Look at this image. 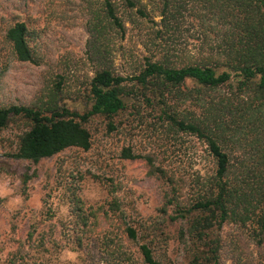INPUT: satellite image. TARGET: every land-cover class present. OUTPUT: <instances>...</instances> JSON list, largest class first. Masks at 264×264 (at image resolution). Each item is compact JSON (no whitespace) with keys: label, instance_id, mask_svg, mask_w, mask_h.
Listing matches in <instances>:
<instances>
[{"label":"rangeland","instance_id":"obj_1","mask_svg":"<svg viewBox=\"0 0 264 264\" xmlns=\"http://www.w3.org/2000/svg\"><path fill=\"white\" fill-rule=\"evenodd\" d=\"M111 1L123 32L109 24L104 0H0V105L30 104L46 115L59 106L83 112L89 106L88 82L97 69L110 67L129 76L145 57L161 59L166 45L155 35L158 1H135L133 7L126 0ZM12 20L25 21L33 33L34 62L19 61L11 53L3 32ZM212 27L187 18L172 41H166L171 53L188 58L207 54L220 42ZM219 93L229 95V88L220 87ZM171 96L168 99L181 110L204 111ZM124 98L118 115L93 116L86 123L91 134L86 150L68 148L37 162L18 159L12 153L28 123L15 118L0 131V264H143L137 246L126 241L120 220L109 209L108 202L115 198L126 222L147 238L155 237L164 264L189 263L193 246L186 222L171 217L177 213L176 202L190 205L202 193V181L214 171L213 158L203 139L177 130L161 118L157 107L138 96ZM234 112L224 111L227 123H232L226 149L235 163L253 162L256 146L246 121ZM125 149L151 155L163 174H149L146 160L123 156ZM25 174L29 179L23 186ZM170 197L176 200L169 202ZM76 198L87 213L97 211L99 222L86 232L81 246L72 211ZM249 224L230 221L219 234L229 244L241 230L248 235ZM181 229L186 245L180 241ZM220 264L232 262L222 256Z\"/></svg>","mask_w":264,"mask_h":264},{"label":"trees","instance_id":"obj_2","mask_svg":"<svg viewBox=\"0 0 264 264\" xmlns=\"http://www.w3.org/2000/svg\"><path fill=\"white\" fill-rule=\"evenodd\" d=\"M135 1L140 2L126 0L131 7ZM148 1L159 3V28L155 35L165 41L162 45L167 47L161 59L145 57L140 69L129 76L117 74L110 67L97 69L88 82L89 106L83 112L59 106L51 115H46L38 106L30 104L0 105V131L15 118L26 120L28 128L19 135L12 156L37 162L68 148L88 149L91 134L86 123L91 117L112 118L124 108V97L143 98L150 106L157 107L161 118L167 119L177 130L203 139L213 158L214 171L202 181V193L190 205L176 202L177 213L171 217L185 220L186 232L191 235L193 247L188 264H220L222 256H229L232 264H264V0ZM103 3L109 24L123 32L115 5L111 0ZM137 11L143 18H149L141 7H137ZM187 18L211 24L212 30L220 35V42L207 54L188 58L184 53H171L167 42L172 41L171 36ZM3 34L17 60L35 61L30 43L34 35L25 21L12 20ZM188 81L194 85L187 86ZM220 87L229 88V95L220 94ZM202 90H206L205 96ZM168 96L203 107L204 111L196 114V111L181 110ZM224 111L239 112L247 122L252 144L256 146L253 162L232 160L226 149V142L230 140L226 131L232 123H227ZM122 155L144 158L149 174L157 171L163 174V170L154 165L151 155L133 154L129 149L122 150ZM28 179L25 174L23 186ZM175 183L172 181V185ZM172 190L175 195L180 194L175 187ZM175 198L168 200L172 202ZM108 205L120 220L126 241L137 246L143 264H164L158 257L156 246L159 243L154 245L155 237L147 238V233L126 222L116 198ZM72 211L74 229L79 231L76 242L81 246L86 232L99 223L97 211L87 213L79 198L74 200ZM103 214L105 220H111L106 212ZM89 216L93 221H89ZM230 221H239L242 225L249 222L250 228L248 235L241 230L228 244L219 230ZM152 227L157 229L156 225ZM179 236L186 245L188 240L183 229Z\"/></svg>","mask_w":264,"mask_h":264}]
</instances>
